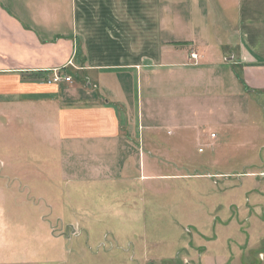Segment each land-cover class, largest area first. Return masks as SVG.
I'll list each match as a JSON object with an SVG mask.
<instances>
[{"label": "crops", "instance_id": "obj_1", "mask_svg": "<svg viewBox=\"0 0 264 264\" xmlns=\"http://www.w3.org/2000/svg\"><path fill=\"white\" fill-rule=\"evenodd\" d=\"M191 53L212 68L232 59L236 88L264 95V0H0V132L39 135L41 149L59 152L60 163L83 155L87 181L111 184L118 192L104 193L108 203L127 204L154 178L146 164L160 144L150 147L144 135L164 127L145 124L147 71L185 68ZM54 71L71 83L48 84ZM167 129L179 142L193 131L171 122ZM14 150L0 152V168L20 165ZM15 168L0 174V264L23 246L16 223L33 221L26 177Z\"/></svg>", "mask_w": 264, "mask_h": 264}, {"label": "rangeland", "instance_id": "obj_2", "mask_svg": "<svg viewBox=\"0 0 264 264\" xmlns=\"http://www.w3.org/2000/svg\"><path fill=\"white\" fill-rule=\"evenodd\" d=\"M233 62L147 71L145 124L164 127L144 135L150 147L160 144L152 150L157 160L146 164L154 178L127 204L108 203L112 195L104 193L118 192L111 184L87 181L83 155L80 164L72 156L60 163L59 152L41 149L39 135L0 132V152L14 144L13 157L21 158L0 174L15 168L26 177L33 203V221L13 227L23 246L1 264H264V95L236 88ZM168 79L173 89L158 85ZM170 122L193 131L174 141ZM97 154L102 159L104 150Z\"/></svg>", "mask_w": 264, "mask_h": 264}, {"label": "built area", "instance_id": "obj_3", "mask_svg": "<svg viewBox=\"0 0 264 264\" xmlns=\"http://www.w3.org/2000/svg\"><path fill=\"white\" fill-rule=\"evenodd\" d=\"M190 58L192 61L196 62L198 59L197 55L194 54V53H191L190 54ZM71 83V78L68 77V76H65L63 74H60L59 72L57 71H54L53 74H52V77L50 78V80L48 81V84H59V83Z\"/></svg>", "mask_w": 264, "mask_h": 264}, {"label": "water", "instance_id": "obj_4", "mask_svg": "<svg viewBox=\"0 0 264 264\" xmlns=\"http://www.w3.org/2000/svg\"><path fill=\"white\" fill-rule=\"evenodd\" d=\"M73 232V231H72ZM74 233V232H73Z\"/></svg>", "mask_w": 264, "mask_h": 264}]
</instances>
